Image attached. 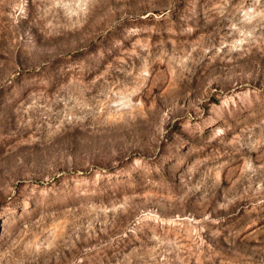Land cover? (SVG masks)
<instances>
[{
    "label": "rangeland",
    "instance_id": "obj_1",
    "mask_svg": "<svg viewBox=\"0 0 264 264\" xmlns=\"http://www.w3.org/2000/svg\"><path fill=\"white\" fill-rule=\"evenodd\" d=\"M0 264H264V0H0Z\"/></svg>",
    "mask_w": 264,
    "mask_h": 264
},
{
    "label": "bare ground",
    "instance_id": "obj_2",
    "mask_svg": "<svg viewBox=\"0 0 264 264\" xmlns=\"http://www.w3.org/2000/svg\"><path fill=\"white\" fill-rule=\"evenodd\" d=\"M222 30V29H221ZM216 31V30H215ZM215 34V33H214ZM221 34V33H220ZM230 34V33H229ZM216 36V35H215ZM217 38V37H216ZM33 125V124H32ZM34 128V127H33ZM35 129V128H34ZM28 131V129L27 128H23V126L22 127H20L18 130H17V134L19 135V134H25L26 132ZM31 131V130H30ZM30 131H28V132H30ZM38 131V130H37ZM32 133V132H31ZM33 136V135H32Z\"/></svg>",
    "mask_w": 264,
    "mask_h": 264
}]
</instances>
